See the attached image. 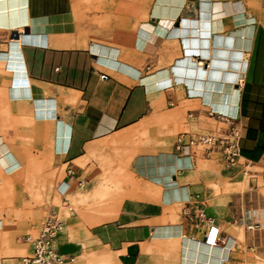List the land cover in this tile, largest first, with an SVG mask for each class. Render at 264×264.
Instances as JSON below:
<instances>
[{"label":"crops","instance_id":"0c3cea01","mask_svg":"<svg viewBox=\"0 0 264 264\" xmlns=\"http://www.w3.org/2000/svg\"><path fill=\"white\" fill-rule=\"evenodd\" d=\"M211 110L238 116L235 167L175 155L227 126ZM212 163L264 192V0H0V264L51 213L74 264H186L206 240L227 264L237 239L199 219Z\"/></svg>","mask_w":264,"mask_h":264},{"label":"rangeland","instance_id":"374dc122","mask_svg":"<svg viewBox=\"0 0 264 264\" xmlns=\"http://www.w3.org/2000/svg\"><path fill=\"white\" fill-rule=\"evenodd\" d=\"M2 145L5 152V143ZM2 161L8 163L7 158ZM249 168L245 166L243 173L213 163L201 168L202 185L196 195L207 202L199 212H204L206 218H212V212L222 220L217 221V226L221 228L217 240L219 244H223L229 235L237 239L227 264H264V192L260 195L256 177L247 172ZM204 177L210 179L206 181ZM1 198L0 192V210L8 207L1 204ZM227 217L232 218L233 230L230 221L226 222ZM194 225L197 226V223L194 222Z\"/></svg>","mask_w":264,"mask_h":264},{"label":"built area","instance_id":"2783aa9c","mask_svg":"<svg viewBox=\"0 0 264 264\" xmlns=\"http://www.w3.org/2000/svg\"><path fill=\"white\" fill-rule=\"evenodd\" d=\"M107 79V77H103ZM212 117L225 119L227 126L214 133H203L187 137L184 134L177 138L175 149L178 156L187 148L190 154L178 156L193 161L195 157L212 158L217 153L222 154L227 167H235L242 157L241 139L242 127L236 123L237 115H220L214 110L210 111ZM82 185L83 182H80ZM189 201V200H188ZM199 219L206 221L208 227L215 225V220L206 218L204 212H199ZM64 228L63 218L55 213L49 214L35 234H29L25 241L30 245L29 254L20 258L19 264H74V256L64 255L59 252L56 244L59 233Z\"/></svg>","mask_w":264,"mask_h":264},{"label":"bare ground","instance_id":"6f19581e","mask_svg":"<svg viewBox=\"0 0 264 264\" xmlns=\"http://www.w3.org/2000/svg\"><path fill=\"white\" fill-rule=\"evenodd\" d=\"M245 24H246V18H245ZM220 115H223V114H220ZM213 226L214 225H212L209 228V231L206 234V238H208L209 235L215 229ZM160 231H161V227H160ZM191 248L193 249V253H189ZM188 250L189 251L187 252V255L185 256L186 264H221V259L225 258L226 256V253L224 252L223 249L217 247L216 244H212L211 242H208V240H206L205 242H197L195 244L193 241H190Z\"/></svg>","mask_w":264,"mask_h":264}]
</instances>
